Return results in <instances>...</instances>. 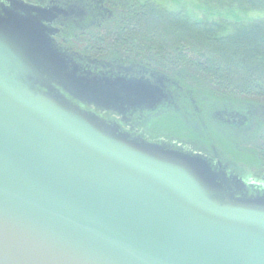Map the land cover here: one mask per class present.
Wrapping results in <instances>:
<instances>
[{
	"label": "water",
	"instance_id": "1",
	"mask_svg": "<svg viewBox=\"0 0 264 264\" xmlns=\"http://www.w3.org/2000/svg\"><path fill=\"white\" fill-rule=\"evenodd\" d=\"M84 14L0 0V264H264V187L86 107L167 94L68 54L54 24Z\"/></svg>",
	"mask_w": 264,
	"mask_h": 264
},
{
	"label": "trees",
	"instance_id": "2",
	"mask_svg": "<svg viewBox=\"0 0 264 264\" xmlns=\"http://www.w3.org/2000/svg\"><path fill=\"white\" fill-rule=\"evenodd\" d=\"M62 1H78L84 8L80 24L85 25V33L71 29L70 41L88 42L90 56L125 57L132 51L149 58V63L156 60V67L163 61L165 73L175 75L180 86L197 95L199 103L210 98L228 106L244 105L238 109L244 113L250 107L257 109L256 114L247 115L245 130L225 129L230 135L225 140L233 164L252 169L253 174L246 177H264V18L245 21L237 14L263 10L264 0H197L217 17L171 11L152 0ZM229 15L236 19L230 20ZM236 135L237 149L229 143Z\"/></svg>",
	"mask_w": 264,
	"mask_h": 264
},
{
	"label": "flooded vegetation",
	"instance_id": "3",
	"mask_svg": "<svg viewBox=\"0 0 264 264\" xmlns=\"http://www.w3.org/2000/svg\"><path fill=\"white\" fill-rule=\"evenodd\" d=\"M82 20L81 15H73L67 18L60 17L54 24L57 29L54 38L68 54L73 55L86 69L98 74L113 72L151 83H158L157 81L161 80L162 88L167 94L166 98L153 108H130L125 114L97 108L94 105L86 106L87 108L107 120L118 122L125 131L149 142H167L175 148L207 157L213 163L232 161L230 155L225 156L227 153L221 151L216 141L219 138L225 141L226 128L236 127L240 131L245 130L246 123H242V117L245 116L243 111L226 106L215 108L209 100L205 105L201 101L198 104L199 100L193 91L185 90L180 86L175 75L165 73L163 61L159 63V67H156V60L149 63V58L137 57L132 51L125 57L110 58H96L82 54V50L69 45L71 29L82 30V33H85V25L80 24ZM261 180L253 178L251 182L264 187L259 183Z\"/></svg>",
	"mask_w": 264,
	"mask_h": 264
},
{
	"label": "rangeland",
	"instance_id": "4",
	"mask_svg": "<svg viewBox=\"0 0 264 264\" xmlns=\"http://www.w3.org/2000/svg\"><path fill=\"white\" fill-rule=\"evenodd\" d=\"M141 1H148V0H141ZM152 1H154L155 3H158L159 5H161L162 7H164L165 9H168V10H171V11H180V10H184V11H186L187 13H189V14H191V15H194V17H202V16H209V17H217V15H213V13H211V12H206L205 11V9H203V8H201L199 5H198V2H197V0H152ZM85 3V2H84ZM87 4H90V3H85V5L87 6ZM91 7V6H90ZM98 14V13H97ZM237 14H238V16L239 17H241L243 20H245V21H251V20H255V19H260V18H264V9L263 10H250V11H248V12H246V13H243V12H237ZM110 16V15H109ZM100 17H101V15H100ZM229 17V19L230 20H235L236 18H234V15H229L228 16ZM99 19V18H98ZM100 19H103V17H101ZM90 26V25H89ZM143 31H145V32H147V30L146 29H144ZM172 39H174L175 38V36H172L171 37ZM117 42V41H116ZM70 43V42H69ZM79 43H81V42H75V41H73V42H71L69 45H71L72 47H74L75 49H80V50H82L81 52H82V54H87V55H89V54H91L90 52H87V45L89 44L88 42H83V43H81V47H79L80 46V44ZM151 65V64H150ZM152 67H154L153 65H151ZM155 68V67H154ZM204 96V95H203ZM209 99V101L213 104V106L215 107V108H217V107H223V106H226V107H231V106H228V105H226L227 103H222L221 101H217V100H214V99H210V98H208ZM203 100H206V97H204L203 98ZM198 104H200V103H198ZM203 105H205L206 104V102L205 103H202ZM229 104V103H228ZM229 105H232V104H229ZM235 105V107H231L232 109H235V110H238L239 108H242L244 105H240V106H242V107H240V106H238L239 104H234ZM233 105V106H234ZM246 107V106H245ZM250 109V108H249ZM264 110H263V108H261V113H263L264 114V112H263ZM257 113V112H256ZM255 113V114H256ZM245 115L247 116L248 114H247V112H245ZM247 127V126H246ZM226 129H231V130H235V129H233V128H226ZM237 133H238V131L237 130H235ZM251 132V131H250ZM231 134V133H230ZM232 135V134H231ZM229 136L230 135H227V138L229 139ZM226 142H227V140H225ZM225 141H222V138L220 139L219 138V140H217L216 142V144L218 145V147L221 149V151L222 152H224L225 151V153H227V154H225V156H229V154H228V150L226 149V148H229L228 146V144L225 142ZM239 138L237 137V135L236 136H234V137H232L230 140H229V143L231 144L230 146L231 147H233V148H238L239 147ZM227 145V146H226ZM229 150H231L230 148H229ZM223 163L225 162H232L231 160L229 161H222ZM233 163V162H232ZM238 166H240L239 167V169H238V167L236 168L237 170H238V173H242V175H244V176H247V175H250V173H252L253 174V172L251 171L252 169H250V168H248L246 165H238ZM252 179H253V177H251V180L250 179H248V181L249 182H251L252 181ZM262 180L261 181H259V183H261V184H263L264 185V177L263 178H261ZM255 180H258L257 178H255Z\"/></svg>",
	"mask_w": 264,
	"mask_h": 264
}]
</instances>
